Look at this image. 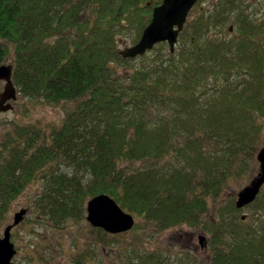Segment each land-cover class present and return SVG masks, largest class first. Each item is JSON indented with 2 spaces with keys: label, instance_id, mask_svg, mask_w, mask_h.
<instances>
[{
  "label": "trees",
  "instance_id": "16d2710c",
  "mask_svg": "<svg viewBox=\"0 0 264 264\" xmlns=\"http://www.w3.org/2000/svg\"><path fill=\"white\" fill-rule=\"evenodd\" d=\"M161 1L0 0V65L11 59L17 91L48 104L75 103L50 136L22 127L0 144V225L33 182L41 183L33 209L55 222L80 221L86 200L107 194L159 230L199 225L207 211L205 195H216L223 183L220 175L211 177L219 151H206L204 140L212 135L225 141L238 136L245 143L255 139L257 115L264 116L263 53L247 36L250 23L242 16L247 38L233 56L227 54L230 43L199 42L207 20L215 26L224 22L232 9L227 2L195 20L194 35L178 54L147 58L150 50L120 57L118 36L140 37ZM249 67L254 89L252 79L233 89L230 74ZM210 74L224 75L227 84L218 91L220 99L207 94L204 105L206 92L199 90ZM137 162L141 165L132 168ZM60 165L70 173L54 169ZM214 227V233L225 231L236 241L213 237L214 264H235L244 235L227 223ZM93 232L88 248L97 256L108 234ZM82 256L73 264H83ZM148 262L136 254L123 264Z\"/></svg>",
  "mask_w": 264,
  "mask_h": 264
},
{
  "label": "rangeland",
  "instance_id": "374dc122",
  "mask_svg": "<svg viewBox=\"0 0 264 264\" xmlns=\"http://www.w3.org/2000/svg\"><path fill=\"white\" fill-rule=\"evenodd\" d=\"M227 2L232 9L225 14L224 22L215 26L212 20H207L208 27L202 28L198 38L202 44L212 40L221 41L224 45L230 43L233 47L227 54L228 57L233 56L240 43L247 38H243L242 26L239 24L240 16L245 18L248 24L250 23L248 27H251L254 21L264 23V12L258 16L253 11L254 0H200L188 14L183 30L178 36L175 52L177 51L178 54L188 44L191 35H194L195 25L193 24L196 19L207 16L209 13L215 14L216 8ZM253 14L257 17H252ZM229 26H232L231 32L228 30ZM138 38L132 33L119 35L117 48L121 50L130 46ZM257 47L263 53L264 60V46L257 44ZM159 52L168 53L166 43L157 44L144 56L148 55L147 58H151ZM4 64L12 65L11 59L6 60ZM249 70L251 71H233L230 74L228 83L233 89L239 90L243 84L245 85V81L252 79V68L249 67ZM261 71L264 77V62ZM253 74L255 75V72ZM206 77L205 85L199 90L206 92L202 98L204 105L207 104V98L211 96L207 94L213 93V98L219 95L217 100L220 99L221 94L218 91L223 84H227L222 74H210ZM4 86L5 82L0 81V94ZM249 87L254 89V79L249 82ZM262 93L264 94V91ZM7 103L12 107L0 113V144L6 142L8 133H16L22 127H31L40 130L47 137L50 136L53 131L61 127L65 117L75 106L73 102L48 104L41 100H30L19 92L15 101H7ZM257 116L259 129L256 131L255 139L250 142H240L238 136L230 137L228 141L219 140L216 135L204 140L203 148L206 151L209 149L219 151L218 167H215L217 173L211 177L220 175L223 183L216 195L213 193L205 195L207 211L202 215L197 227L183 225L159 230L155 224L135 217L139 224L138 229L121 234L107 233L108 235L104 238L106 242L104 248L98 245L97 256H91L88 247L93 242L91 239H95L96 235L93 227L86 220L85 209L82 219L78 222L72 220L55 222L47 216L41 217L39 211L33 209L41 183L33 182L12 202L10 211L0 225V233H3V228L13 221V214L20 209H28L23 222L12 230L11 242L17 251L12 262L14 264H73L80 255H84L81 257L83 264H123L125 260L132 259L133 255L138 254L144 260L149 259L148 264H214L212 246L214 236L219 234L217 237H225L222 242L236 243L235 239L225 231L214 233V225L225 226L226 223L228 229L245 236H243L244 241H238L244 248L240 249L241 254L252 248L264 250V186L253 203L243 206L240 210H235L234 207L238 193L250 183L259 170L257 154L264 146V116ZM200 134H202L201 130H196V135L200 136ZM139 164L141 165L138 162L133 164L132 168L139 167ZM54 169L66 174L70 173L66 165H60ZM202 172L200 168L199 174ZM242 216H245V221L241 220ZM198 235L205 236L208 245L206 248L200 247ZM235 251L237 249L233 252Z\"/></svg>",
  "mask_w": 264,
  "mask_h": 264
},
{
  "label": "water",
  "instance_id": "95a60500",
  "mask_svg": "<svg viewBox=\"0 0 264 264\" xmlns=\"http://www.w3.org/2000/svg\"><path fill=\"white\" fill-rule=\"evenodd\" d=\"M199 0H162V3L154 7L149 24L145 27L139 41L130 47L119 51L123 58H135L143 55L147 50L160 42H166L171 53L186 22L187 15ZM12 65H0V81L5 82L0 94V113L10 110L12 105L7 101L16 100V87L12 82ZM6 103V104H5ZM259 173L237 195L236 207L252 203L261 186L264 184V146L257 154ZM27 210L21 209L13 215V221L6 226L2 236L0 234V264H14L13 257L16 254L14 244L11 242V230L20 224ZM86 220L94 227L102 229L108 234H121L131 230L135 225L134 216L125 212L110 196L100 194L87 201ZM245 217L243 216L242 219ZM205 237L199 236V243L205 246Z\"/></svg>",
  "mask_w": 264,
  "mask_h": 264
},
{
  "label": "flooded vegetation",
  "instance_id": "af4514ba",
  "mask_svg": "<svg viewBox=\"0 0 264 264\" xmlns=\"http://www.w3.org/2000/svg\"><path fill=\"white\" fill-rule=\"evenodd\" d=\"M254 6L253 11L260 16V13L264 12V0H254ZM257 15L253 14L252 17H257ZM228 30L231 32L232 27H229ZM247 31V36L255 45L259 44L260 46H264V23L254 21L253 25L248 27ZM235 264H264V250L252 248V250L245 251V253L242 252V256H238Z\"/></svg>",
  "mask_w": 264,
  "mask_h": 264
}]
</instances>
